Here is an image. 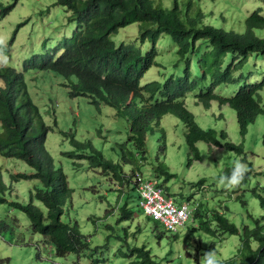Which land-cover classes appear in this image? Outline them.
Returning a JSON list of instances; mask_svg holds the SVG:
<instances>
[{
	"label": "trees",
	"instance_id": "obj_1",
	"mask_svg": "<svg viewBox=\"0 0 264 264\" xmlns=\"http://www.w3.org/2000/svg\"><path fill=\"white\" fill-rule=\"evenodd\" d=\"M17 1L20 0L5 5L0 0V20L15 10ZM58 1L59 4H69L67 9L71 16L65 25L59 15L51 17L49 22L57 24V29L71 28L72 34H47L33 26L28 44L30 49L23 53L24 59L19 64L12 61L14 54L10 53V49L16 47L15 36L27 22L17 26L19 29L10 36L8 47L0 46L10 58L7 65H0V155L21 160L35 169L33 174L12 175V182L36 180L41 183V186L30 189L28 203H10L11 207L28 217L30 236H41L42 245L53 247L55 256L59 258H66L70 254L80 258L88 252L96 253L88 236L81 233L78 220L70 219L68 223L63 220L72 190L64 170L56 168L45 149L49 129L44 126L29 85L30 79L41 80L35 75L61 77L65 81L64 87H71L74 91L68 92L72 98L85 97L98 109L101 105L111 107L115 118L129 121L128 142L119 145L120 163L106 159L105 154L91 141L79 142L73 135L71 141L75 150L64 155L72 159L77 168L82 167L81 162H86L90 170L101 171L111 187L114 183L127 187L134 194L132 200L138 209L142 200L139 177L145 181H158L165 177V183L176 177L159 160V155L156 156L157 165L151 163L154 179H146L140 170L151 158L147 145L148 133L155 132L165 117L174 116L185 126L189 167L193 162L202 160L197 147L200 142L212 149L234 152L242 157L243 164H249L239 185L229 187L230 190L225 188L215 196H226L247 208L245 192L248 188L264 210V169L255 176L258 170L248 163L244 145L229 142L225 131L218 133L212 129H202L186 106L192 95L207 110L214 101L220 106L229 105L236 112L243 138L257 117L264 115L261 103L256 98L264 83L241 86L232 97L217 94L222 86L240 79L235 77L234 70L254 56L264 57V6L243 14L245 26L236 29L233 27L236 22L227 27L221 18H213L211 14L208 16L205 5L212 0H171L172 7L165 6L161 0ZM38 4L34 0L29 3L34 16L37 13L34 8ZM44 13L48 14V10L40 12L39 16H45ZM206 18L209 22H205ZM134 25H137L135 39L138 42L134 39L130 44H123L127 42H122L120 31ZM39 34L46 39L41 44L35 42ZM166 48L170 50L168 55H164ZM153 68L159 69L155 77L151 72ZM128 146H131V151ZM165 152L166 144L160 150V153ZM128 166L130 173L124 170ZM232 169H228L223 176L230 175ZM255 178L261 179L251 186ZM115 188L119 187L116 185ZM160 188L165 189L166 196L172 198L165 185L160 184ZM7 190L0 170V205L8 203L5 197ZM192 199L189 198L188 202ZM37 203L43 208L38 207ZM129 204L130 200L126 201L118 222L135 219L137 211L133 216ZM203 206L196 205L195 211L199 231L220 240L230 236L240 237L237 254L224 264H264V223L249 214L248 218L252 221L239 227L224 212L218 209L203 211ZM18 222L1 221L0 231L17 230ZM109 229L112 227L109 226ZM162 235H158V238L161 239ZM127 239L128 236L125 242ZM41 253L40 250L36 258L42 261ZM124 255L139 259L133 264H159L146 246L134 248Z\"/></svg>",
	"mask_w": 264,
	"mask_h": 264
},
{
	"label": "rangeland",
	"instance_id": "obj_2",
	"mask_svg": "<svg viewBox=\"0 0 264 264\" xmlns=\"http://www.w3.org/2000/svg\"><path fill=\"white\" fill-rule=\"evenodd\" d=\"M3 1L5 4H10L13 0ZM31 1H17L15 11L6 19L0 20V44L6 46L10 36L17 29L16 26L28 20L15 36L16 47L10 49L14 54L12 61L17 64L24 59L23 53L30 49L28 44L30 33L34 31L33 26L47 34L71 33L70 30L55 28V25L48 20H42L39 17L34 19V15L30 16L32 14L29 11ZM36 1L39 4L34 10L49 6L46 1ZM162 3L167 7L173 6L170 0H162ZM260 5L264 6V0H212L205 7L208 16L211 14L213 18H221L227 27L236 22V24L233 23V27L239 29L245 26L243 14L251 13ZM40 12L41 10L38 15ZM205 22H209L207 18ZM120 33L121 39L132 42L138 34L137 25L126 27ZM262 36L264 37V31ZM44 40H46L45 36L39 34L35 42L41 44ZM135 40L138 42L137 39ZM169 52V48L164 49V55H168ZM4 62L7 63L8 60L0 52V63L4 64ZM151 72L155 77L159 74V69L153 68ZM234 75L240 79L222 86L217 91L218 95L232 97L241 86L264 83V57L250 58L243 66L234 70ZM35 78L41 80L37 82L30 79L33 101L39 105L45 124L51 128L45 147L56 168L64 170L72 190L63 220L68 223L70 219L76 218L81 233L88 236L92 249L96 253L88 252L80 258L75 254L59 258L55 256L53 247L42 245L41 236L37 235L34 238L30 236L28 217L11 207L10 203H28L30 189L36 185L41 186V183L36 180L12 182V175L33 174L35 169L21 160L0 156V170L4 183L8 187L5 192L8 203L0 205V222L19 221L17 230L2 229L0 231V260H2L0 264H133L139 259H130L124 254H129L132 249L143 246L147 247L153 259L159 264H201L204 253L209 251L214 253L218 264H224L234 258L241 243L240 237L230 236L226 240L212 238L199 231V221L194 218H191L184 227H180L178 233L166 232L161 223L147 218L144 211L136 207L132 200L134 194L127 187L123 188L118 183H114L111 187L101 171L90 170L86 162H81V168L75 167L74 161L64 155L66 152L75 150L71 137H65L64 134L75 135L79 142L91 141L98 150L105 154L106 159L118 164L121 162L119 145L128 142L129 121L115 118L111 107L101 105L98 109L85 98H72L65 90L63 85L65 81L62 78L50 74L35 75ZM256 98L264 110V88ZM186 106L195 115L202 129H212L218 133L225 131L229 142L235 145L243 144L248 155V163L258 170L255 176L262 172L264 169L263 114H260L250 125L247 136L243 138L239 132L236 112L229 105L220 106L214 101L212 107L207 110L203 104H198L192 95L188 98ZM164 144H166V152L163 154L160 150ZM147 145L151 158L144 167H140V170L146 179H154L151 163L154 162L157 165L156 156L159 155V160L164 162L169 172L176 177L166 183L164 182L165 177L158 181L165 185L176 204L188 202L189 198H193L189 204L190 209L196 208V205L198 207V204L204 205L203 211L208 209L211 212L213 209H218L239 227L252 221L248 218L249 214L255 220L264 223V210L248 188L245 192V199L248 201L247 208H243L240 203L226 196H215L217 192L229 188L219 183V177L223 176L228 169L234 168L238 162L246 169L249 168V164L241 162L242 157L225 149H212L208 144L200 142L197 147L202 160L193 162L189 167L185 126L174 116L165 117L155 132L148 133ZM128 149L131 151V146H128ZM124 170L130 173L131 168L124 167ZM260 179L255 178L250 183L251 186H254ZM203 180L205 183H202ZM116 185L119 188H115ZM128 200H130L129 210L133 216L137 211L135 219L118 222ZM37 206L43 208L40 203H37ZM109 226L112 229H109ZM194 228L196 230H193ZM158 235H162V238L159 239ZM127 236L128 239L125 242ZM17 242L22 246H17ZM40 250L42 261L36 258Z\"/></svg>",
	"mask_w": 264,
	"mask_h": 264
},
{
	"label": "clouds",
	"instance_id": "obj_3",
	"mask_svg": "<svg viewBox=\"0 0 264 264\" xmlns=\"http://www.w3.org/2000/svg\"><path fill=\"white\" fill-rule=\"evenodd\" d=\"M20 1H22V0H20ZM35 2H37L36 0H34ZM42 2L43 1H46L48 4H49V6L47 5L46 7H44V8H40L39 10H35V12H37L36 13V15L33 17L34 19L35 18H37L38 19V17H39V19H42V20H48V22H49V19L51 18V17H53L54 15H59L60 16V18H62V24H67V19H68V17L69 16H71V12H70V10H68L67 9V5H69V4H67V3H64V4H59V1L58 0H55V2L53 1V0H41ZM162 1V0H161ZM171 1V0H170ZM172 2V1H171ZM12 3H13V1H12ZM17 3V2H16ZM15 3V4H16ZM54 3V4H53ZM5 4V3H4ZM11 4V3H10ZM5 5H8V4H5ZM15 9H16V7H15ZM67 9V10H66ZM41 10V12H45V11H47L48 10V14H46V13H44L45 14V16H39L40 15V13H39V15H38V12ZM54 10H56V11H54ZM15 11V10H14ZM13 11V12H14ZM29 11H30V9H29ZM12 12V13H13ZM12 13H10L7 17H9ZM32 15H34L33 13L30 15V16H32ZM6 17V18H7ZM5 18V19H6ZM2 20V19H1ZM4 20V19H3ZM26 22H28V20L26 21ZM25 23V22H24ZM24 23H20V24H24ZM20 24H18V25H20ZM17 25V26H18ZM57 24H55V28L56 27H58V26H56ZM17 26H16V28H17ZM19 29V28H18ZM18 29H16L15 31L17 32V30ZM63 30V29H65V30H70L71 31V33L70 34H72V29L71 28H65V27H60V29L59 30ZM122 30H124V29H122ZM15 31L13 32V34L15 33ZM137 32H138V30H137ZM58 34H60L61 36L63 35V34H67V33H65V32H63V33H60V32H58ZM125 34H126V32H125ZM124 35V34H123ZM9 40H11V39H9ZM9 40H8V45L6 46L5 44H0V46H5V47H8L9 46ZM123 40V39H122ZM123 41H125V40H123ZM123 44H130V41L129 42H127V43H123ZM0 52L2 53V55L5 57V59H7L8 60V62L10 61V58L7 56V55H5L4 53H3V51H2V49L0 48ZM10 53H11V51H10ZM8 62L7 63H5L4 62V64H1L0 63V65H7L8 64ZM61 78V77H60ZM63 79V78H62ZM68 89H71V87H65V90H67L68 92H71V91H69ZM72 90V89H71ZM74 91H72V93H73ZM79 98H85V97H81V96H78ZM78 97H74V98H78ZM199 104V103H198ZM38 105V104H37ZM38 107H39V105H38ZM204 107V106H203ZM211 107H212V105H211ZM40 108V107H39ZM205 108V107H204ZM54 112V111H53ZM51 113V112H50ZM197 121V120H196ZM1 125V124H0ZM44 126L46 127V128H48L49 129V131H48V133H47V135H46V140H47V137H48V134H49V132L51 131V128L50 127H48L46 124H45V122H44ZM1 130H2V128H1ZM2 132V131H1ZM70 137H71V135H73V134H68ZM68 136V137H69ZM73 136H75V135H73ZM65 137H67V136H65ZM45 143H46V141H45ZM45 149H46V147H45ZM47 150V149H46ZM0 156H2V155H0ZM3 157V156H2ZM5 158V157H4ZM9 159H12V158H9ZM247 171V169L241 164V163H236L235 164V166H234V168L231 170V173H230V175H228V176H226V177H224V176H222L221 178H220V180H219V183L220 184H222V185H224L225 187H233V186H236V185H239L240 183H241V181L244 179V176H245V172ZM138 181H139V184H140V188H141V184H142V182H148V183H152L157 189H159V190H161L162 191V193H163V196L165 197V198H167V199H172L173 201H174V198L172 197V198H169V197H167L166 196V191H165V189H163V188H160V182L159 181H155V180H148V181H145L144 179H143V177H139V179H138ZM140 193H141V190H140ZM141 196H142V193H141ZM142 203H143V197H142V200H141V203H140V206H139V208L141 209V210H143L144 211V214L146 215V217L147 218H150V219H152V220H154V221H156V222H159V223H161L162 224V226L164 227V229H165V231L166 232H170L169 230H167V228L164 226V224L162 223V222H160V221H158V220H156L155 219V217L154 216H151V215H149L147 212H146V210H145V208L142 206ZM175 203V202H174ZM176 204V203H175ZM183 204H190V202H183V203H181V204H176V205H178V206H181V205H183ZM196 209L197 208H194V209H191V211H192V214H191V216H190V218L187 220V222L189 221V220H191V218H194L195 219V211H196ZM186 222V223H187ZM186 223H185V225H186ZM184 225V226H185ZM183 226V227H184ZM180 229V228H179ZM179 229H178V231H179ZM178 231L177 232H175V233H178ZM170 233H173V232H170ZM201 264H218V261H216V259H215V255H214V253L213 252H211V251H209V252H205L204 253V255H203V258H202V262H201Z\"/></svg>",
	"mask_w": 264,
	"mask_h": 264
},
{
	"label": "built area",
	"instance_id": "obj_4",
	"mask_svg": "<svg viewBox=\"0 0 264 264\" xmlns=\"http://www.w3.org/2000/svg\"><path fill=\"white\" fill-rule=\"evenodd\" d=\"M140 190L142 206L146 212L162 222L170 232H177L190 218L192 211L188 204L176 205L172 199L165 198L162 191L152 183L142 182Z\"/></svg>",
	"mask_w": 264,
	"mask_h": 264
}]
</instances>
